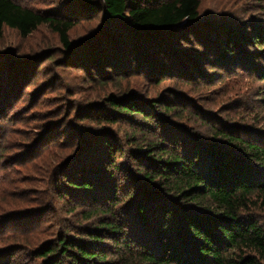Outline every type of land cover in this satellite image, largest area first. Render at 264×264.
<instances>
[{
    "label": "trees",
    "instance_id": "1",
    "mask_svg": "<svg viewBox=\"0 0 264 264\" xmlns=\"http://www.w3.org/2000/svg\"><path fill=\"white\" fill-rule=\"evenodd\" d=\"M80 2L83 7L67 5L53 16L18 0H0V38L6 27L27 38L46 26L68 50L66 64L82 59L84 71L101 83L140 76L156 86L166 78L188 86L184 81L200 76L213 80L215 71L206 75L205 66L252 69L250 64H259L257 60L263 66L254 74L264 81V50L250 54L241 48V44L247 50L264 46V30L254 29L246 36L236 27L226 28L228 35L226 29L201 27L200 0ZM89 20L104 24L72 49L70 33ZM180 42L195 45L196 51L181 50ZM244 60H251L250 64ZM122 92V96L103 97L102 107H110L105 109L112 116L110 123L131 121L126 143L136 145L143 134L145 148L130 152V157L142 170L147 187L137 186L130 196L128 220L119 217L118 204L124 197L117 195L115 171L120 166L114 156L124 145L117 148L107 133H92L96 145L80 149L59 166L54 191L56 200L74 204L70 212L80 204L91 206L86 219L96 216L99 223L82 228L79 236L60 233L42 240L34 250L40 264H264V225L247 214L259 204L264 206V145L220 128L213 130L214 136L237 153L214 142L203 145L184 125L170 119L186 122L195 117L186 115L179 93L143 103L137 95ZM147 125L155 132L152 142L142 133L148 131ZM139 229L146 235L141 236ZM136 232L148 243L136 238Z\"/></svg>",
    "mask_w": 264,
    "mask_h": 264
},
{
    "label": "rangeland",
    "instance_id": "2",
    "mask_svg": "<svg viewBox=\"0 0 264 264\" xmlns=\"http://www.w3.org/2000/svg\"><path fill=\"white\" fill-rule=\"evenodd\" d=\"M80 1L83 0H18L24 6L53 16L62 13L67 5L83 7ZM198 22L201 27L214 26L212 31L236 27L250 36L254 29L264 30V0H200ZM103 24L102 20L81 21L70 33L72 42L77 43ZM178 45L181 50L196 51L195 45L183 42ZM241 48L250 54L264 50V46L247 50L243 44ZM44 52L51 54L45 56ZM67 54L58 35L46 26L27 38L6 27L0 38V264H40L34 250L42 240L60 233L79 236L82 228L93 223L98 225V217L86 219L91 206L80 204L70 212L74 204L69 199L56 200L54 191L60 179L56 175L59 166L80 149L96 145L92 133H107L117 148L124 145L122 152L114 156L120 166L115 171L117 195L124 197L117 208L119 217L127 220L130 217V196L138 191L137 186L143 189L147 185L130 152L145 148L141 145L145 141L142 134V141L136 145L126 143V135L132 133L131 121L119 119L110 123L112 116L105 110L110 107H102L103 97L122 96L126 90L143 103L161 102L164 97L171 99L169 94L174 91L181 95L186 115L190 112L195 117L189 116L186 122L170 119L184 125L193 139L203 145L218 143L235 152L234 147L214 136L213 130L220 128L264 145V81L254 74L263 66L260 60H257L259 64L244 60L254 69L243 65L238 68L212 66L211 69L205 66L204 74L215 71L213 80L200 76L184 81L188 83L185 86L166 78L156 86L140 76L98 82L84 71L82 59L75 65H67L64 60ZM135 81L139 84L135 85ZM159 112L166 118L162 109ZM155 116L161 124L162 120ZM144 128L148 131L142 133L152 142L155 132L149 125ZM247 214L264 225L263 205H257ZM139 230L143 233L141 236L146 235ZM132 231L135 232L134 227ZM135 236L147 242L137 232Z\"/></svg>",
    "mask_w": 264,
    "mask_h": 264
},
{
    "label": "water",
    "instance_id": "3",
    "mask_svg": "<svg viewBox=\"0 0 264 264\" xmlns=\"http://www.w3.org/2000/svg\"><path fill=\"white\" fill-rule=\"evenodd\" d=\"M76 44H77V43L73 44L72 49L75 47Z\"/></svg>",
    "mask_w": 264,
    "mask_h": 264
}]
</instances>
